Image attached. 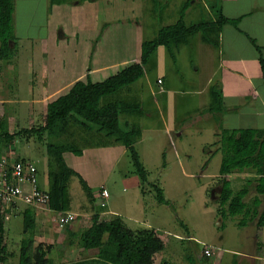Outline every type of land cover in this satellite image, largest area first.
Masks as SVG:
<instances>
[{
    "label": "crops",
    "instance_id": "1",
    "mask_svg": "<svg viewBox=\"0 0 264 264\" xmlns=\"http://www.w3.org/2000/svg\"><path fill=\"white\" fill-rule=\"evenodd\" d=\"M99 1H87L92 6L97 5L95 9L91 10L93 16H95V11L99 10ZM106 1L105 13H113L114 9H118L123 13V16L129 17L128 21L125 18L123 23L119 18L116 23H122L121 31L117 30V39L125 41V47L136 50L132 56L123 60L125 63L123 67L132 62H140L143 42L155 39L161 27L169 25L170 21H177L184 8L186 9L185 20L187 23H192L196 21H188L187 18L195 15L193 13L194 4L208 2V0H193V2L184 0V4L176 12V16L173 15L172 20L152 19L148 25L152 27L144 30L147 26L146 19L150 17V14L144 15L145 7H148L145 0L141 1V3L143 2L141 6L143 11L139 10V13H136L135 7L139 5L140 0H137L135 4L133 3L136 0ZM210 1V4L219 3L227 17L231 19L240 17L239 27L236 28L231 24L224 25L218 47L204 42L201 36L196 35L176 50L175 59L171 57L166 47L160 46L145 66L144 75L133 84L112 95L110 99L132 106V108L125 107L121 111L120 121L122 124L130 122L141 127L142 138L136 143V146L149 173V166L145 163L144 158L149 156L153 148L145 144L147 140L158 143L157 152L161 157L165 156L166 158L164 151L169 148L173 158L183 156L185 160L191 161L193 157L198 159L200 167L197 169H192V164L189 162L183 165L185 168H181V172L186 175L193 176L196 171L203 174L204 171L211 169L212 161L216 159L214 167L216 170L213 175L216 179L215 184L217 183L219 186V192L217 199L213 200L210 193L212 191L214 196L215 191L212 189L216 186H209L206 191L215 205L214 207L211 204L208 205V200H206L204 207L211 217L216 216L219 230L209 233L206 238H200L195 234L190 221L180 220L182 222L180 231L169 233L179 240L192 242L189 244L191 246L185 248L180 255L178 254L179 250L174 247L176 244L169 238H163L157 232L160 229L157 222L146 218L147 205L144 201L146 193L141 191L138 176L132 175L134 171H119L123 180L128 178L134 180L136 194L133 196L126 199H120L119 196L112 197L111 191L105 185L101 186L99 191L101 199L96 206L97 215L101 221L120 216L132 229L153 228L163 239L165 247L154 255V264H163L164 262L169 264H264V237L260 234L264 226H257L264 211V195H259L255 186L248 184L249 179L254 176L253 170L246 169L225 175L224 177L231 182L234 192L248 187L249 194L244 199L245 212L234 216L224 215L220 212L218 202L222 192L220 169L223 155L221 152V154L216 152L217 147L215 146L223 129H264V74L260 64L261 55L248 37L257 41V44L263 48L264 55V0ZM46 2L51 10L69 5L78 6L83 3L79 0H57L56 2L46 0ZM209 11L210 16L207 19H214V11L211 7ZM131 15L144 16L141 21L135 17L131 18ZM165 15L170 17L169 13ZM203 19L201 15L198 21ZM103 24L105 28L111 26L108 21H104ZM132 24L143 28L132 27ZM115 25L112 24L107 31H112ZM97 27V25L94 26L91 31L97 32ZM85 35L82 38H85ZM64 38L65 36L62 35L59 41H66ZM52 39L55 45L59 44L54 41L55 36L54 38L51 36L50 41ZM76 40H79V37H76ZM89 40L95 48L89 55L92 66L87 69V59L85 58L84 67L70 81H66L63 73L55 75L48 72L41 58L38 59L41 63L36 69L35 58L31 59L27 55H20L19 47L16 57L11 62L0 60V159L34 161L39 169L40 185L45 189L49 188L48 152L45 144L47 134L43 133L42 138L38 134H21L13 142L6 141V138L1 134L4 132L15 134L22 129H31L44 123L49 103L65 94L75 82L86 81L88 76L93 82H100L118 72L102 80H93L94 75H97L98 78L103 76L102 73L106 70L107 64H104L101 59L102 44L99 38L91 33ZM32 47H35L34 42H32ZM37 47L42 48L43 45L37 44ZM159 80H162V83H159ZM183 136L189 137V139H186L184 143L177 141ZM194 141L197 143V147L193 149L191 144ZM23 142L28 144L27 149L20 146ZM166 145L167 147L164 148ZM210 145L214 146V149L208 148ZM64 157L68 165L81 173L89 184L90 178L87 176L89 168L82 159H98L107 167V173L114 174L118 172L119 163L127 157L130 158L128 149L121 144L87 147L84 148L82 156L66 152ZM151 157H148V162L151 161ZM156 161L157 159H154L150 163H156ZM95 166H93L95 174L97 176L103 174L97 167L99 165ZM233 182L237 186L243 183L244 185L236 190L233 187ZM160 185L166 196L165 184ZM104 188L109 192V197L106 199L101 194ZM152 195L155 198L154 193ZM257 199H260L261 204L258 207V215L253 217L252 214L248 215V210L253 211ZM102 202H106L105 207H101ZM133 205L136 208V213H132L131 206ZM153 207L156 206L153 205ZM28 209H30L29 206L21 204L14 215L4 222L5 244L8 251H11L13 246L18 248L17 251H20V242L24 236L23 213ZM31 210L35 216L36 242L50 245L47 253L48 264H105L99 258V248L84 249L79 245L78 236L71 235V233L78 234L89 228L94 212L73 211L77 214L76 220L57 230V223L54 220L57 216L56 211L32 208ZM157 217L160 218L161 215ZM229 219L231 220L229 221ZM15 229L19 230L20 236L18 241L14 242L11 235ZM205 245L214 247V254L211 257L203 256ZM192 254L195 256L193 257Z\"/></svg>",
    "mask_w": 264,
    "mask_h": 264
},
{
    "label": "trees",
    "instance_id": "2",
    "mask_svg": "<svg viewBox=\"0 0 264 264\" xmlns=\"http://www.w3.org/2000/svg\"><path fill=\"white\" fill-rule=\"evenodd\" d=\"M211 8L214 11V19L204 18L192 23L185 20L184 8L176 23L163 26L155 39L143 42L140 62H132L100 82H93L89 76L86 81L75 82L65 94L49 103L44 123L31 129H22L15 134L8 132L1 134L8 142H13L21 134H38L40 138L43 133L47 134L45 144L48 152L49 205L54 211L94 212L91 226L71 235L78 236L79 245L84 249L99 248V258L105 264H154V255L164 249L165 243L155 229H132L120 216L101 221L96 209L97 194L92 191L81 173L68 165L64 154L73 152L82 156L84 148L87 147L121 144L128 149L142 193L150 191L154 193L158 203L169 205L170 201L167 200L161 185L149 180L150 173L136 146L142 138L141 127L130 122L122 124L120 121L121 111L132 106L110 99L112 95L144 75L145 66L160 46L166 47L171 57L175 59L176 50L196 35L201 36L204 42L218 47L224 25L239 27L240 17L235 19L227 17L219 3H212ZM14 13L15 0H0V60L9 62L18 52ZM248 37L261 55L260 64L264 74L263 48L254 38ZM215 146L216 152L223 155L220 169L222 192L218 209L224 215L241 214L246 211L244 199L249 194V188L234 192L231 182L224 176L246 169L253 170L254 176L249 179L248 184L254 185L259 195H264V129H223ZM73 178L79 179L85 192V197L78 202V209L72 206L74 197L71 196L70 185ZM260 204V199H257L253 211L248 210V215L252 214L253 217L258 215ZM29 208L23 213L24 236L20 242L17 264H48L47 253L50 245L36 242L35 216L31 210L35 208ZM5 220V213L2 212L0 264H6L13 254L8 251L5 244ZM257 226H264V211Z\"/></svg>",
    "mask_w": 264,
    "mask_h": 264
},
{
    "label": "rangeland",
    "instance_id": "3",
    "mask_svg": "<svg viewBox=\"0 0 264 264\" xmlns=\"http://www.w3.org/2000/svg\"><path fill=\"white\" fill-rule=\"evenodd\" d=\"M79 1H83V3L78 6L69 5L68 7H61L58 9L54 8L51 10L48 8L46 0H16L14 28L17 40H19V53L20 55H27L31 59L32 57L35 58L36 69L41 63L38 59H43L45 69L48 72L55 75L63 73L65 79H67L66 81H70L84 67L83 62L85 58L87 59V69L92 66L89 61V55L95 49L89 40V36H91L92 33L99 38V41L102 44L100 49L102 57H100L103 63L107 64L106 70L102 73L103 76L98 78L97 75H94L93 80H102L123 68L125 64L123 63V60H125L128 56H132L136 51L130 47H125V41L122 39H117V30L121 31L124 19L126 18L128 21L129 17L123 16V13H121L118 9H114L113 13H105L104 8L107 5L106 0L99 1V10H96L95 16H93V11L91 10L95 9L97 5H90L87 3L89 0ZM141 1L142 0H140L139 5H136L135 7L136 13H139V10L143 11V8H141L143 2L141 3ZM136 2L137 0L133 4ZM183 2L184 0H145V4H147L148 7H145L144 15L150 14V17L146 19L147 26L144 30L152 27L148 26L152 19L160 21L172 20L173 15L176 16V12H178L180 6L184 4ZM191 2H193V0H191ZM210 2L211 1L208 0V2L204 4L202 2L194 4L193 13L195 15L189 16L187 20L197 22L201 15L202 19L203 17L206 19L209 18V8L212 5ZM167 13L170 14V17L165 15ZM143 16L131 15L130 17H135V19L141 20ZM119 18L122 23L119 22V24H116ZM178 18L179 17L177 15V19ZM104 21H108L111 26L112 24H116L115 28L112 29L114 32L107 31L111 28V26H109V28H105L103 24ZM177 21H170V23L173 25ZM170 23L168 24L170 25ZM96 25L98 26L97 32H92V28ZM135 26L142 27L132 24V27ZM75 33H77V35H75ZM62 35L65 36L66 39L64 38V40L66 41H59L61 40ZM84 35L85 38H82ZM51 36L53 38L55 36L54 41L59 43L58 45L53 43V39L50 41ZM76 37H79V40H76ZM32 42H34L35 47H32ZM94 43L95 41L93 44ZM37 44L43 45V47H37ZM152 64L153 61L151 62V65ZM186 139H189V137L186 138V136H183L182 139H178L177 141H182L184 143ZM145 144L153 148L149 156L144 158L145 163H147L150 170L149 180L151 182H158L159 184L164 183L166 186V197L170 201L169 205L159 204L153 197V193L151 192V194L150 191H147L146 194H144V201L147 205L146 218L157 222V226L160 228L157 232L163 238H169L173 241V243L176 244L174 247L179 250L178 254L180 255L185 248L191 246L189 244L192 243L189 240H179V238H175L174 235L169 233L180 231L182 224L180 220L183 222L190 221L195 234H197L200 238H206L209 233L219 230L216 216L211 217L210 213L207 212L204 207L206 200H208V205L211 204V206L214 207L215 204L213 203V200L217 199V194L219 192V186L217 183L215 184L216 179L215 175H213V172L216 170L214 168L216 166V159L212 161L210 170L204 171L203 174L196 171L193 176H190L186 175V173H182L181 168H185L183 165L187 164V162L192 165L195 162V165H191V168L197 169L200 167L198 165L200 162L198 159L196 160L195 157H193L190 161L185 160L183 156L173 158L170 155L171 151L169 148L164 151L166 158L163 156L161 157V155L157 152L158 143L156 141L147 140ZM20 146L27 149L28 144L23 142ZM191 146L194 149L197 147V143L194 141ZM166 147L167 145L164 148ZM208 148L214 149V146L210 145ZM219 154L221 153L219 152ZM148 157H151V161L157 159L156 163H150L151 161L148 162ZM82 160L89 168H87V176L90 178L89 185L92 191L99 197H97L96 206L100 203L101 197L99 196V191L103 185L111 191L112 197L119 196L121 197L120 199H126L129 196L136 194L134 180L132 178L123 180V177L119 174V171L121 170H130V172L133 171V164L130 158L127 157L122 160L117 167L118 172L114 174L107 173V167L98 159ZM94 165H99L97 167L103 172V174L97 176L94 172ZM41 166L43 167V164H41ZM132 175L134 176L136 174L132 173ZM236 178L238 179L239 177L237 176ZM243 185L244 183L237 186L233 182V187L236 190L241 188ZM204 186L205 188H203ZM209 186L215 187L212 189L215 191L214 196L212 195V191L210 193V197H212L213 200L208 196L206 191ZM70 192L71 196L74 197L72 206L73 208L78 209V202L81 201L82 197H85V192L79 179L73 178L70 185ZM153 205L156 207H153ZM131 209L132 213H136L134 205L131 206ZM159 215H161L160 218L157 217ZM230 220L231 219H229V221ZM56 225V229L60 230L58 224ZM260 234L264 237V229L261 230ZM19 236V230L15 229L11 235L12 241H18ZM12 241H10L11 245ZM17 249L18 248L14 246L11 247L13 254L8 258L6 264L18 263L19 251H17ZM192 256L194 257L195 255L192 254Z\"/></svg>",
    "mask_w": 264,
    "mask_h": 264
},
{
    "label": "built area",
    "instance_id": "4",
    "mask_svg": "<svg viewBox=\"0 0 264 264\" xmlns=\"http://www.w3.org/2000/svg\"><path fill=\"white\" fill-rule=\"evenodd\" d=\"M162 83V80L158 81ZM103 198L109 197L106 188L102 191ZM50 194L48 189L40 185L39 169L34 161L20 159L10 161L7 158L0 159V209L5 213V219H10L21 204L53 211L49 205ZM106 202L101 203L105 207ZM54 219L62 229L75 221L77 214L73 211H56ZM204 257L214 254V247L205 245Z\"/></svg>",
    "mask_w": 264,
    "mask_h": 264
}]
</instances>
